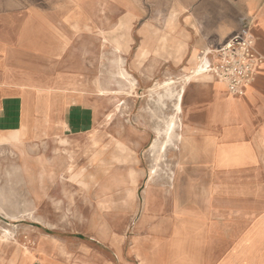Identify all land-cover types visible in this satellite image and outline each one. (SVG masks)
Segmentation results:
<instances>
[{
	"label": "crops",
	"instance_id": "0c3cea01",
	"mask_svg": "<svg viewBox=\"0 0 264 264\" xmlns=\"http://www.w3.org/2000/svg\"><path fill=\"white\" fill-rule=\"evenodd\" d=\"M133 9L1 0L0 137L24 127L18 147L28 140L54 149L40 168L66 170L59 155L69 153L72 180L89 185L90 158L76 170V155L67 150L73 144L97 150L91 140L80 144L97 120V104L80 75L97 72L92 64L105 57L106 43L121 58L136 41L140 55L151 51L152 22L138 27ZM165 9L174 11L162 38L165 67L186 75L201 51L248 27L263 57L254 81L242 95L230 94L208 72L185 83L171 173L159 183L148 179L141 205L131 210L139 216L128 238L104 225L89 234L45 232L35 247L0 264H264V0H171ZM204 59L206 67L212 53Z\"/></svg>",
	"mask_w": 264,
	"mask_h": 264
},
{
	"label": "rangeland",
	"instance_id": "374dc122",
	"mask_svg": "<svg viewBox=\"0 0 264 264\" xmlns=\"http://www.w3.org/2000/svg\"><path fill=\"white\" fill-rule=\"evenodd\" d=\"M4 1L25 3L29 7L35 2L87 1L109 3L122 7L123 12L125 9L134 8L137 14L135 23L138 27L144 25L147 19L152 22L153 42L151 51L146 55L137 52L139 41L132 43L122 52L125 68L136 79L134 88H130L128 83L116 74L117 54L110 47V43H106L105 57L93 61V69L97 72L80 75L86 80L84 84L90 88L88 92L92 101L97 104L93 135L83 138L80 144L88 145L91 140V146L97 147V150L86 153L78 144L65 149L74 151L76 170L87 166L90 158L89 185L83 186L72 180L64 157L61 159L65 162L66 170L40 168L39 162L51 159L54 149L48 148L44 143L28 140L18 147L24 135V127L0 137V142L11 145L0 147V259L11 258L20 250L29 251L35 247L39 235L45 232L89 234L96 231L98 225H104L127 233L128 238L130 227L139 216L131 215V210L141 205L149 168L154 166L156 174L153 181L159 183L171 173L170 163L176 157L177 140L172 138L164 153L160 154L162 159L155 161L159 142L165 140V122L174 113V99L170 100L164 93L165 81L174 82L178 89L184 76L165 67L162 38L165 37V23L174 12L165 9V1L171 0ZM113 44L120 48L119 42L114 41ZM196 58L198 60L197 56ZM105 89H108L109 93L100 91ZM181 108L183 110V104ZM98 150L100 154L96 153ZM60 151L65 152L63 149ZM73 167L71 155L72 175ZM132 176L136 179L134 184L131 181ZM129 189H133L132 195L128 194Z\"/></svg>",
	"mask_w": 264,
	"mask_h": 264
},
{
	"label": "built area",
	"instance_id": "2783aa9c",
	"mask_svg": "<svg viewBox=\"0 0 264 264\" xmlns=\"http://www.w3.org/2000/svg\"><path fill=\"white\" fill-rule=\"evenodd\" d=\"M212 53L213 61L204 72L212 73L225 83L232 95H242L254 81L263 57L255 49V38L248 27H243L219 47L211 51H201L202 59Z\"/></svg>",
	"mask_w": 264,
	"mask_h": 264
},
{
	"label": "bare ground",
	"instance_id": "6f19581e",
	"mask_svg": "<svg viewBox=\"0 0 264 264\" xmlns=\"http://www.w3.org/2000/svg\"><path fill=\"white\" fill-rule=\"evenodd\" d=\"M170 16V15H169ZM170 17H173V15H171ZM169 18V17H168ZM168 20V19H167ZM112 47L114 49H119V47L115 44L112 45ZM145 50H143L142 53H144ZM116 64H117V71H116V74L124 79L128 85L130 86V88H134L135 85H136V79L134 78V76L131 75V73H129V71L125 68L124 66V61L121 57L117 56L116 57ZM150 61V60H149ZM114 63V62H113ZM203 63H205V59L204 57L202 59H198V62L196 63L195 67H193V69H191L189 71V73H187L186 75L183 76V80L182 82L179 84V88L177 89L176 86H174V82L168 80V81H165V90H164V93H165V96H168L170 97V100L171 98L174 99V102H173V109H174V113L172 115L169 116V118L166 120L165 122V127L163 129V136L165 137V140L162 142L160 141L159 142V145H158V156L155 158V161H157L159 158H160V154H163L164 151H165V148L167 147V144L169 143L170 144V141L172 138H175L176 140L180 139V133H179V130L181 129V126H182V123H181V120L179 118V114L181 112V100H182V95H183V92H184V85L186 82H188L192 77L196 76V75H199V74H202L204 73L205 71V67L203 66ZM145 67H146V64H145ZM155 67V66H154ZM207 73V72H206ZM111 74V73H110ZM202 76V75H201ZM204 76V74H203ZM205 78V77H204ZM162 84V83H161ZM153 87V86H152ZM129 90V89H128ZM101 92H103L104 94L105 93H109L108 92V89H105V90H100ZM162 91V90H161ZM155 94V93H154ZM158 94V93H157ZM160 95V94H159ZM164 96V97H165ZM155 97V96H154ZM157 97V96H156ZM160 97V96H158ZM157 97V98H158ZM161 100V99H160ZM163 100V98H162ZM156 101V100H155ZM156 104V103H155ZM164 104V103H163ZM166 104V103H165ZM150 105V104H149ZM165 106V105H164ZM164 108V107H163ZM148 109V108H147ZM157 109V108H156ZM159 109H161L159 107ZM171 109V108H170ZM146 110V109H145ZM164 111V109H163ZM173 111V110H172ZM150 112V111H149ZM152 112V111H151ZM156 112V111H154ZM159 112V111H158ZM163 114V113H162ZM167 114V113H166ZM157 115V114H156ZM160 116V115H159ZM163 116V115H162ZM153 117V116H151ZM165 119V118H164ZM162 130V129H161ZM182 131V129H181ZM187 133V132H186ZM190 133V132H189ZM187 135V134H186ZM157 140V139H156ZM154 141V140H153ZM12 144V143H11ZM14 144V143H13ZM172 144V143H171ZM154 145V144H153ZM117 147H119V144L116 145ZM171 147V146H170ZM174 148V147H173ZM150 150V149H149ZM157 151V149H155ZM178 150V149H177ZM130 151V150H129ZM151 151V150H150ZM153 151V150H152ZM60 157H64L65 158V161L67 162V169L69 171V175L72 176V174L70 173L71 171V154L67 153V154H60L59 155ZM150 156V155H149ZM165 156V155H164ZM153 158V159H154ZM178 158V157H177ZM152 159V160H153ZM162 159V158H160ZM153 164V163H152ZM9 168V167H8ZM11 172V170H10ZM163 172V171H162ZM160 173V172H159ZM156 174V170L154 168V166H152L151 168H149V173H148V179H151V178H154ZM172 175V174H171ZM4 177V176H3ZM158 177V176H157ZM169 177V176H168ZM171 177V176H170ZM132 178V181H135L133 178L134 176L131 177ZM168 179V178H167ZM152 181V180H151ZM6 183V182H5ZM2 186V185H1ZM4 187H6L4 185ZM13 187V186H12ZM7 190V188H6ZM2 193V192H1ZM17 198V197H16ZM101 203V202H100ZM102 204V203H101ZM15 205V204H14ZM103 207V205H102ZM2 214V213H1ZM4 215V214H3ZM22 215V214H21ZM5 217V215H4ZM164 233V232H163ZM162 233V234H163ZM164 235V234H163Z\"/></svg>",
	"mask_w": 264,
	"mask_h": 264
}]
</instances>
